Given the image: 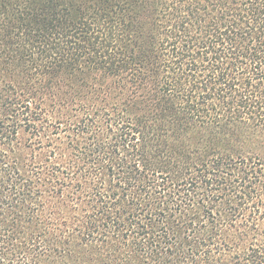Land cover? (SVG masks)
Masks as SVG:
<instances>
[{
  "label": "trees",
  "instance_id": "16d2710c",
  "mask_svg": "<svg viewBox=\"0 0 264 264\" xmlns=\"http://www.w3.org/2000/svg\"><path fill=\"white\" fill-rule=\"evenodd\" d=\"M0 264H264V0H0Z\"/></svg>",
  "mask_w": 264,
  "mask_h": 264
}]
</instances>
